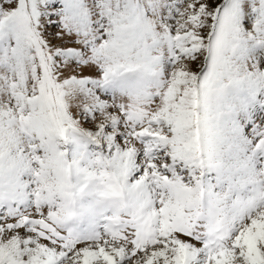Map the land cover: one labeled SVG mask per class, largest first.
<instances>
[{"label":"snow or ice","instance_id":"obj_1","mask_svg":"<svg viewBox=\"0 0 264 264\" xmlns=\"http://www.w3.org/2000/svg\"><path fill=\"white\" fill-rule=\"evenodd\" d=\"M0 264H264V0H0Z\"/></svg>","mask_w":264,"mask_h":264}]
</instances>
